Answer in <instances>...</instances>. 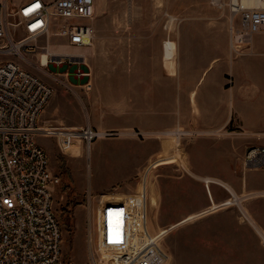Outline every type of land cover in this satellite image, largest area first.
<instances>
[{
  "label": "rangeland",
  "instance_id": "374dc122",
  "mask_svg": "<svg viewBox=\"0 0 264 264\" xmlns=\"http://www.w3.org/2000/svg\"><path fill=\"white\" fill-rule=\"evenodd\" d=\"M20 1L10 0V5ZM221 2L220 6L213 0H96L92 21L96 34L91 45L65 44L64 38L53 33L28 38L21 30L16 36L0 39V46L8 44L0 50V60L18 61L49 83L54 88L52 97L60 96L65 110L62 116L67 117L69 107L74 106L73 117H82L81 128L88 119L87 106L91 99L87 96H104L100 89L112 83L116 84L112 93L119 94L125 89L127 79L114 72L130 67L132 45L146 46L149 60L159 63L164 49L166 58L173 56L175 48L177 51L179 36L185 29H217L230 40L229 0ZM234 23L238 25V18ZM20 40L23 42L18 43ZM263 40L264 36L257 35L255 45L260 46ZM252 43L244 52L233 53L235 56L251 53ZM48 44L52 52L72 53L75 58L67 57L62 65H41L43 47ZM145 49L134 48L140 50L133 60L134 66L145 64ZM206 84L197 86L198 100ZM177 88L175 84L172 96L179 95ZM260 88L264 93V85ZM154 96L164 95L156 90ZM57 97L55 100L59 101ZM92 102L97 103L93 98ZM260 104L259 108L249 104L244 109L246 120L259 128L264 127V102ZM54 129L56 133L49 132ZM71 132L67 128H49L39 130L36 136L48 152L52 171L60 177L53 194L62 225L65 264H114L118 250L103 247L102 199L107 203L119 202L135 192L139 196L132 206L138 226L132 237V250L139 252L157 243L169 254L165 264H264V234L259 235L260 245L248 242L249 231L226 227L230 218L212 207L184 214L198 207L205 197L197 192L200 185L184 176L181 143L171 136L163 134L156 140H171L170 147L176 150L174 161L155 160L136 189L138 179L128 184L116 182L138 168L147 155L116 136L97 137L89 148ZM204 168L208 170L209 166L204 164ZM185 188L190 190L186 194ZM177 217L181 218L173 221Z\"/></svg>",
  "mask_w": 264,
  "mask_h": 264
},
{
  "label": "crops",
  "instance_id": "0c3cea01",
  "mask_svg": "<svg viewBox=\"0 0 264 264\" xmlns=\"http://www.w3.org/2000/svg\"><path fill=\"white\" fill-rule=\"evenodd\" d=\"M257 35L264 36V33L254 35L251 53L235 56L230 40L221 31L185 29L179 36L177 51L175 48L173 56L166 58L164 49L159 63L149 60L146 46L132 45L130 67L114 72L127 79L125 89L119 94L112 93L116 87L112 83L100 89L104 96H87L91 101L85 125L99 130H118L119 141L147 155L138 168L116 182L128 184L138 179L136 189L155 160L172 162L175 159L171 140L156 139L175 127L194 130V136L181 141L180 163L184 176L200 185L197 192L205 198L198 207L184 214L212 207L230 218L226 227L249 231L248 242L260 245L259 237L264 234V168L244 165L248 147L264 146V127L251 125L244 112L249 104L259 108L260 101L264 102L260 88L264 85V40L256 46ZM143 47L146 62L134 66L133 60L140 52L134 48ZM206 82L198 100L197 86ZM175 84L178 96H172ZM259 88L261 91L257 92ZM156 90H161L164 96H154ZM56 97L50 99L42 112L40 126L43 129L79 128L82 117H73L74 106L63 117L65 110L60 96L59 101ZM57 141L60 143L61 137ZM204 164L209 166L208 170ZM187 191L190 190L185 188L183 192ZM177 218L173 221L181 217Z\"/></svg>",
  "mask_w": 264,
  "mask_h": 264
},
{
  "label": "built area",
  "instance_id": "2783aa9c",
  "mask_svg": "<svg viewBox=\"0 0 264 264\" xmlns=\"http://www.w3.org/2000/svg\"><path fill=\"white\" fill-rule=\"evenodd\" d=\"M213 2L222 5L221 0ZM227 5L231 13L230 46L242 53L255 34L264 33V5L245 0H229ZM95 12L96 0H21L12 5L10 0H0V39L22 30L28 38L53 33L64 38L65 44L88 46L96 34L92 22ZM43 49L47 51L45 65H62L67 57L75 58L72 53L52 52L49 44ZM53 92L49 83L20 62L0 60V264H65L62 225L53 194L60 177L52 171L48 152L36 138L43 129L41 114ZM49 132L56 133L55 129ZM119 133L88 124L71 132L88 146L97 137ZM195 133L184 127L165 132L179 144ZM244 165L264 168V146L248 147ZM138 196L135 192L129 199L114 203L102 199L103 247L118 250L114 264H165L169 254L157 243L139 252L131 249L138 226L132 203Z\"/></svg>",
  "mask_w": 264,
  "mask_h": 264
},
{
  "label": "bare ground",
  "instance_id": "6f19581e",
  "mask_svg": "<svg viewBox=\"0 0 264 264\" xmlns=\"http://www.w3.org/2000/svg\"><path fill=\"white\" fill-rule=\"evenodd\" d=\"M248 4H262L264 5V0H245ZM18 46V45H17ZM44 50V53L42 54L41 57V65H45L47 63V51ZM80 56H83L80 54Z\"/></svg>",
  "mask_w": 264,
  "mask_h": 264
}]
</instances>
